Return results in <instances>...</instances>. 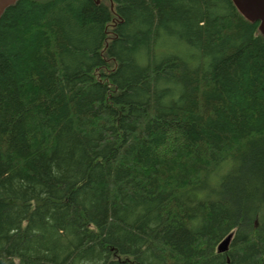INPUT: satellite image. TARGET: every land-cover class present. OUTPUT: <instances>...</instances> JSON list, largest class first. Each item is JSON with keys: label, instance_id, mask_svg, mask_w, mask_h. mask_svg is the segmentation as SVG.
Returning <instances> with one entry per match:
<instances>
[{"label": "trees", "instance_id": "trees-1", "mask_svg": "<svg viewBox=\"0 0 264 264\" xmlns=\"http://www.w3.org/2000/svg\"><path fill=\"white\" fill-rule=\"evenodd\" d=\"M0 264H264L259 24L231 0L8 7Z\"/></svg>", "mask_w": 264, "mask_h": 264}, {"label": "water", "instance_id": "water-1", "mask_svg": "<svg viewBox=\"0 0 264 264\" xmlns=\"http://www.w3.org/2000/svg\"><path fill=\"white\" fill-rule=\"evenodd\" d=\"M18 0H0V16ZM237 11L249 22L258 23L259 30L264 34V0H231ZM230 238H226L218 247L219 253L228 249Z\"/></svg>", "mask_w": 264, "mask_h": 264}, {"label": "rangeland", "instance_id": "rangeland-1", "mask_svg": "<svg viewBox=\"0 0 264 264\" xmlns=\"http://www.w3.org/2000/svg\"><path fill=\"white\" fill-rule=\"evenodd\" d=\"M175 44L176 43H174L172 39H168V38L166 39L164 38L162 42L164 51H169V52L170 51H181V48H179V46L178 45L176 46Z\"/></svg>", "mask_w": 264, "mask_h": 264}, {"label": "bare ground", "instance_id": "bare-ground-1", "mask_svg": "<svg viewBox=\"0 0 264 264\" xmlns=\"http://www.w3.org/2000/svg\"><path fill=\"white\" fill-rule=\"evenodd\" d=\"M140 68V67H139ZM94 77V76H93Z\"/></svg>", "mask_w": 264, "mask_h": 264}]
</instances>
